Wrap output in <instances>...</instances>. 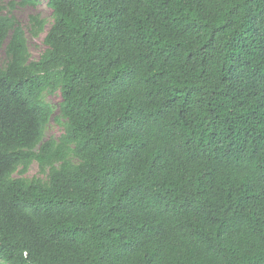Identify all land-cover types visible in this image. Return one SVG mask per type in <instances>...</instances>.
<instances>
[{"label": "trees", "instance_id": "16d2710c", "mask_svg": "<svg viewBox=\"0 0 264 264\" xmlns=\"http://www.w3.org/2000/svg\"><path fill=\"white\" fill-rule=\"evenodd\" d=\"M48 5L38 60L0 14V264H264V0Z\"/></svg>", "mask_w": 264, "mask_h": 264}, {"label": "rangeland", "instance_id": "374dc122", "mask_svg": "<svg viewBox=\"0 0 264 264\" xmlns=\"http://www.w3.org/2000/svg\"><path fill=\"white\" fill-rule=\"evenodd\" d=\"M22 1L23 0H0V14L14 16L18 22L22 24L27 34L30 59L38 60L47 48L44 39L54 22L52 10L48 5V0H38L37 4H24ZM32 16H39L40 19L45 20L42 30H38L37 26L31 25L30 19ZM34 31H38V33L34 34ZM6 62V50L5 47H2L0 49V66H4ZM45 100L52 105L54 110L53 116L46 128L45 138H58L64 132L63 123L65 121L61 118V93L59 91L47 93L45 95ZM16 176H20V173L17 172ZM24 177L29 179L42 177L46 179V174H41L38 163L34 162L29 167ZM2 264H5V262Z\"/></svg>", "mask_w": 264, "mask_h": 264}]
</instances>
